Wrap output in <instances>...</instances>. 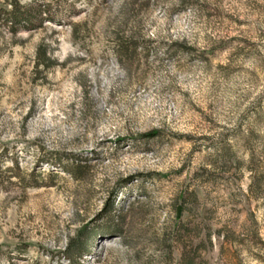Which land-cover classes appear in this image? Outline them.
Returning a JSON list of instances; mask_svg holds the SVG:
<instances>
[{"label": "rangeland", "instance_id": "obj_1", "mask_svg": "<svg viewBox=\"0 0 264 264\" xmlns=\"http://www.w3.org/2000/svg\"><path fill=\"white\" fill-rule=\"evenodd\" d=\"M0 264H264V0H0Z\"/></svg>", "mask_w": 264, "mask_h": 264}, {"label": "trees", "instance_id": "obj_2", "mask_svg": "<svg viewBox=\"0 0 264 264\" xmlns=\"http://www.w3.org/2000/svg\"><path fill=\"white\" fill-rule=\"evenodd\" d=\"M15 7H16V10L14 12L13 19L16 22V20H18L19 17L24 16V13H19L18 12V11L24 9V8L20 9L17 4L15 5ZM31 8L32 7H30V8L26 7L25 9L27 11H29V9H31ZM191 199L192 200H195L196 199V196L195 195H191ZM124 203L125 202H122V203L121 202H117V197H115V196H112L110 198V200H109V202H108V204L106 206V210H105V212H106V218H107V220L109 222H112L114 220V216L112 215V213L114 211H119V214H120V212H122V209L124 207ZM181 211H184V209H181ZM111 227H112V225H110V226L106 225V227H105L106 229H104L103 232H113V230H116V229H111ZM107 230H109V231H107Z\"/></svg>", "mask_w": 264, "mask_h": 264}]
</instances>
